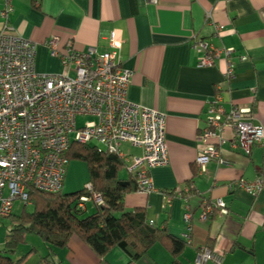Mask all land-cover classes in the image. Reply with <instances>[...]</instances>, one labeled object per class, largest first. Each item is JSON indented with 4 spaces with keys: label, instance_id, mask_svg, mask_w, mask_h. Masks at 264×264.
<instances>
[{
    "label": "crops",
    "instance_id": "1",
    "mask_svg": "<svg viewBox=\"0 0 264 264\" xmlns=\"http://www.w3.org/2000/svg\"><path fill=\"white\" fill-rule=\"evenodd\" d=\"M4 1L0 0V10ZM7 1L13 5L9 23L36 43L37 73L65 71L44 44L48 38L55 36L60 44L71 39L79 50L93 46L105 51L113 31L121 40L120 65L133 70L127 98L165 113L169 163L151 168L155 190L127 192L124 208H144L148 220L181 239L187 224L191 226L190 241L177 258L179 264H193L205 246L220 255L221 264H264V187L253 195L236 184L240 179L261 177L264 181V141L246 153L227 140L221 145V155L229 164L212 158L200 172L194 163L203 147L198 133L204 126L205 110L216 95H221L228 110L233 104L253 108L256 123L264 126V0ZM217 25H222L220 31ZM195 39L220 51L212 65L197 66L202 53L193 48ZM229 47L235 49L234 76L224 79L227 59L222 49ZM241 55L247 58L241 60ZM226 135L230 137L231 132L227 130ZM120 148L127 155L142 153L141 147L129 142H122ZM126 174L124 168L120 176ZM165 195H170V201ZM217 199L228 212L215 210L201 220V203ZM186 206L191 212L188 222L183 220ZM95 209L89 204L86 213ZM53 252L51 258L57 264H171L174 259L160 243L138 260L119 247L98 257L75 234ZM44 253H49V247Z\"/></svg>",
    "mask_w": 264,
    "mask_h": 264
},
{
    "label": "built area",
    "instance_id": "2",
    "mask_svg": "<svg viewBox=\"0 0 264 264\" xmlns=\"http://www.w3.org/2000/svg\"><path fill=\"white\" fill-rule=\"evenodd\" d=\"M157 4L158 0H147ZM13 11L10 1L0 10V216L9 217L16 201L28 204L27 187L55 192L62 188L67 170L64 153L72 142L93 144L98 152L117 153L124 168L135 182L134 190L148 194L155 190L150 169L169 163L165 141L164 112L131 102L127 98L133 70L120 65L121 40L108 34V49L98 51L90 46L76 49L71 39L58 43L57 37L44 44L50 55L58 57L63 73H37L34 68L36 43L24 38L9 23ZM209 17L210 14L207 13ZM222 25H217L220 31ZM193 48L201 52L198 67L210 66L220 51L206 41L195 39ZM226 56L224 79L234 76L232 47L222 49ZM247 57L240 56L241 60ZM77 117H85L77 125ZM254 109L233 104L228 110L221 95L208 102L204 126L198 139L203 143L194 159L200 172L213 158L218 164H229L221 155V145L227 140L234 148L250 153L253 146L264 141V126L256 123ZM231 132L227 137L226 131ZM122 142L142 148L140 155L121 151ZM232 183L229 185L231 186ZM237 186L256 195L264 187L259 177L255 181L240 179ZM86 193L77 199V207L88 211V205L100 206L104 200L93 185L86 182ZM163 194H168L162 191ZM170 201V195H165ZM218 210L227 213L221 199L201 203L200 219ZM191 217L185 207L183 220ZM153 223V220H149ZM191 226L187 224L182 238L189 242ZM212 261L221 264V257L208 247H202L193 264Z\"/></svg>",
    "mask_w": 264,
    "mask_h": 264
},
{
    "label": "trees",
    "instance_id": "3",
    "mask_svg": "<svg viewBox=\"0 0 264 264\" xmlns=\"http://www.w3.org/2000/svg\"><path fill=\"white\" fill-rule=\"evenodd\" d=\"M64 155L67 161L79 159L87 163L89 176L86 182L101 194L104 204L96 206L93 213H86L77 207V199L87 192L84 187L63 193L28 186L31 209L27 210L25 205L19 215L12 213L9 216L13 227L0 250V264H21L29 253L14 259L8 252H15L17 246L25 242L27 234L37 235L49 247V253L41 259L42 264H57L51 258L53 248L66 246L72 234L98 257L119 247L132 260H138L153 244L160 243L174 258L171 264H179L177 258L187 242L170 234L165 227L149 223L144 208H124V196L134 190L135 182L129 173L126 177L120 176L124 161L117 153L98 152L93 144L72 142Z\"/></svg>",
    "mask_w": 264,
    "mask_h": 264
},
{
    "label": "rangeland",
    "instance_id": "4",
    "mask_svg": "<svg viewBox=\"0 0 264 264\" xmlns=\"http://www.w3.org/2000/svg\"><path fill=\"white\" fill-rule=\"evenodd\" d=\"M87 120L85 117H77V125H83ZM89 172L87 163L79 159H71L67 164V173L65 175L62 192L70 193L82 189L88 180ZM94 191H96L93 188ZM27 210L31 209V206L26 205ZM23 209V205L20 201H16L13 206V214L19 215ZM13 227V220L11 217L0 216V250L4 247V243L10 229ZM47 244L42 242L40 238L35 234H27L25 236V242L20 243L15 252H8L12 254L14 259L20 258L25 254L28 256L21 262V264H40V260L45 256V249Z\"/></svg>",
    "mask_w": 264,
    "mask_h": 264
}]
</instances>
